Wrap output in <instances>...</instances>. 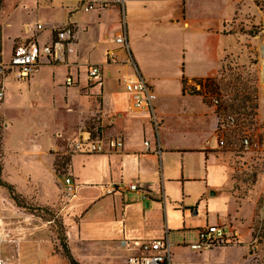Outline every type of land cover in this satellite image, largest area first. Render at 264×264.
<instances>
[{"label": "crops", "instance_id": "crops-1", "mask_svg": "<svg viewBox=\"0 0 264 264\" xmlns=\"http://www.w3.org/2000/svg\"><path fill=\"white\" fill-rule=\"evenodd\" d=\"M75 2V7L68 9L67 23L52 25L49 30L40 16L36 21L31 20L32 13H26L22 19L21 30L8 32L6 27L2 29L3 39L13 38L18 43L37 39L40 45L53 44L57 29L67 26L74 29L72 53L56 50L55 59L42 58L37 73L27 81L18 82L19 87L24 86L28 91L31 87L36 89L44 83L42 67L65 68L64 80L58 78L57 81L54 69H50L53 72L51 83L60 85L63 90L64 117L71 121L68 127L58 121L43 126V130L55 138L57 146L45 150L53 159L49 168L31 167L27 177L29 187L34 191L23 196L39 208L58 213L65 227L67 246L79 264H129L128 258L138 253L144 241L165 238L172 246L171 264H198L191 258L203 254L192 250L191 245L198 242L201 229L214 225L225 227L221 220L227 212L229 200L220 198L218 191L223 186L220 187L214 178V168L223 166L226 170L216 153L221 149L217 137L219 121L206 119L207 107L201 97L184 92V82L189 88L198 90L196 80L214 78L219 74L225 53V39L221 32L225 21L233 19L235 13L225 15L222 10L218 13L217 7L210 6L209 9L207 2L192 18L189 0L127 1L125 21L130 56L157 95L156 111L160 120L157 132L147 114L130 111V99L122 82L123 77L132 71L128 65L130 58L115 43L122 28L120 9L94 10L98 11V26L104 23V14L116 12L118 19L112 25L110 42L100 44L93 38L90 46L88 41L92 31L88 24L76 19L80 11H85L81 2ZM228 4L233 8V0ZM158 11H162L164 17L159 31L143 29V17ZM37 24L43 26L42 30H36ZM154 36L158 37L157 43H154ZM174 41L179 45L173 44ZM156 45L164 52H157ZM109 52L114 54L115 62L108 60ZM177 53L179 55L174 58ZM89 65L101 67V84L88 80ZM67 77L73 79V85L66 84ZM174 83L181 100L198 101L200 111L183 108L181 113L168 112L167 100ZM169 117H178L184 123L185 128L177 136L166 122ZM9 126L14 127L10 122ZM118 136L124 138L122 150L111 152L106 148L104 153L96 154L73 151L77 142L105 143ZM147 141L150 150L145 147ZM157 150L159 154L154 152ZM67 153L66 169L57 173V157ZM193 160L198 163L193 164ZM58 178H64V182ZM66 179H70V185L66 184ZM132 183L146 187L149 194L146 200L140 193L127 189ZM41 184L50 191L44 198L39 196ZM9 185L16 188V185ZM69 186L72 193L68 197ZM112 189L115 192L108 194ZM201 215L206 222L211 215L218 223L205 224ZM174 236L176 239L172 242ZM58 256L66 258L61 254Z\"/></svg>", "mask_w": 264, "mask_h": 264}, {"label": "rangeland", "instance_id": "rangeland-1", "mask_svg": "<svg viewBox=\"0 0 264 264\" xmlns=\"http://www.w3.org/2000/svg\"><path fill=\"white\" fill-rule=\"evenodd\" d=\"M189 2L192 18L197 16L198 9L207 2L209 9L210 6H216L218 13L220 10L224 11L225 15L227 12L235 13L233 19L225 21L221 32L225 39V53L219 74L215 76L224 79L221 88L217 90L209 87L207 83L203 90L195 82L198 86L196 90L186 85L187 94L201 97L207 107L206 119H218V125L222 119L228 117L235 119V123L226 125L224 131L226 147L216 150L217 157L221 158L226 170L223 166L214 168L216 171L214 178L217 179L220 187L223 186L222 190L218 191L221 194L220 198L229 200L221 224L228 229L230 242L212 251H203V256L191 259L198 264H264V0H233V8L228 4L229 0H189ZM75 5V0H0V24L2 29L6 27L8 32L21 30L22 19L26 13H32L30 19L36 21L40 16L49 30L52 25L67 23L68 9ZM150 8L157 9L151 6ZM97 12L80 11L76 16L80 23L90 26L92 31L88 41L90 46L93 38L100 44L110 42L112 25L117 23L118 19L116 12L104 14L102 15L104 23L98 26ZM163 19L162 11L148 14L142 19L145 26L143 29L157 32ZM157 38V36L153 37L154 43L159 41ZM174 42L173 44L179 45L178 41ZM2 45L3 39L1 51ZM155 50L164 52L159 45H156ZM5 53L7 60L10 53L9 44ZM177 55L179 53L174 54V58H177ZM42 68L45 74L44 83L39 88H29V91L24 86L19 87L20 84L12 78L5 80L0 77V86L3 85L6 89V99L0 102L1 264H70L66 258L58 256L63 255L61 243L66 240L61 217L55 211L39 208L24 198L26 194H32L34 191L29 187L27 177L31 167L40 165L49 168L53 159L45 153V150L57 146L55 138L50 136V133H46L43 126L53 125L55 121L64 127L71 125L70 119L64 117L66 112L62 100L64 92L60 85L51 83L53 72L50 69L56 67ZM57 69H54L55 80L57 81L58 78L64 80L65 68ZM176 86L174 83L170 90L171 97L167 100L168 112L181 113L183 108L188 111H200L201 105L198 101L181 100ZM21 88L22 91L19 92ZM21 94L23 96H20ZM205 94L217 97L221 104L223 103V107L231 104L235 97L237 103L244 101L246 95L250 101L246 104L248 108L240 113L225 111V107L224 109L219 105L214 107L205 98ZM255 105L257 109L253 110L252 107ZM9 122L14 127H8ZM166 122L176 136L185 128L182 119L178 117H169ZM244 137H249L256 146L249 150L240 147V141ZM67 150L70 151V147H67ZM68 159V153L57 157V173L64 172ZM196 163L197 160H193V164ZM58 180L64 182V178ZM9 183L16 185L14 192L21 197L19 203L9 192L7 188ZM46 192H50L49 189L41 184L39 196L44 198ZM200 218L202 221L205 220V224L218 223L211 215L207 222L203 215ZM175 239V236L172 237V242H175Z\"/></svg>", "mask_w": 264, "mask_h": 264}, {"label": "built area", "instance_id": "built-area-1", "mask_svg": "<svg viewBox=\"0 0 264 264\" xmlns=\"http://www.w3.org/2000/svg\"><path fill=\"white\" fill-rule=\"evenodd\" d=\"M83 5L85 12L94 10L108 9L110 7H118L122 13V28L115 38V43L119 45L129 56L128 65L132 71L126 74L123 79V85L130 99V111L132 113H145L151 120L154 129L158 132L160 120L156 111L157 95L151 90L146 79L135 66L131 56L128 42V32L125 21V7L128 0H77ZM41 24L36 25V30H42ZM9 44V57L5 59V49ZM61 49L67 53L74 50V29L71 26L63 27L55 31V42L51 45H40L37 39H32L27 43H17L13 38L3 39L2 45V62L0 63V77L3 79L12 78L16 82H24L31 79L39 70L42 58H56V50ZM108 60L115 62L116 58L112 52L108 53ZM87 77L89 81H95L99 84L102 82L101 67L99 65H89L87 68ZM73 79L67 77L66 84L73 85ZM5 88L0 86V102L4 100ZM205 98L209 100L214 107H218L219 99L210 94H205ZM229 124H234L232 117L225 119ZM226 122L221 121V126L217 131L218 145L220 148L226 147L224 130ZM249 137H244L240 141V147L249 150L255 147ZM145 147L150 150V143L145 142ZM116 152L124 148V138L121 136L102 142H77L73 145V151L86 154L104 153L107 149ZM159 154V150L154 151ZM70 179H66V184L70 185ZM127 189L131 192L140 193L143 200L148 198L146 187L139 183L128 185ZM115 189L109 190L107 193L112 194ZM72 193L69 186L67 196ZM230 233L225 227L220 225L208 226L200 230L199 240L191 245V249L197 252L211 251L214 248L222 247L227 244ZM171 244L168 238L160 240L144 241L140 245L138 253L128 258L129 264H171L172 253ZM1 264V263H0Z\"/></svg>", "mask_w": 264, "mask_h": 264}, {"label": "trees", "instance_id": "trees-1", "mask_svg": "<svg viewBox=\"0 0 264 264\" xmlns=\"http://www.w3.org/2000/svg\"><path fill=\"white\" fill-rule=\"evenodd\" d=\"M2 39H3V37H2V26H1V24H0V63L2 62V57H1V53H2V51H1V42H2ZM223 81H224V79L221 77V78H219V77H215V78H208V79H206V80H202V79H200V80H196V82L203 88V90L206 88V85H207V83H209V87H214L215 89H217V90H219L220 88H221V86L223 85ZM187 90H186V82H184V92H186ZM238 93V92H237ZM250 101V98L246 95V97H245V100L244 101H242V102H240V103H237V98L235 97L234 99H233V101H232V103L231 104H226L224 107H225V111L226 110H230V111H233V112H238V113H240V112H242L243 110H245L246 108H248L247 107V102H249ZM219 107H223V103L221 104V102L219 101ZM224 107H223V109H224ZM252 109L253 110H256L257 109V105H255L254 107H252ZM233 118V117H232ZM234 119V118H233ZM235 120V119H234ZM222 121L223 122H226V125L227 126H229V125H231V124H229L228 123V121H226L225 119H222ZM225 124V123H224ZM220 126H221V122L219 123V128H220ZM1 143H2V138H1V136H0V151H1ZM7 188H8V190H9V192L10 193H12V195H13V199L17 202V203H19L18 201L21 199V197H20V195H16V193L14 192V187L13 186H11V185H8L7 186ZM253 236H254V234H253ZM62 248H63V255L68 259V261H69V263L70 264H79L73 257H72V255H71V253H70V250H69V248H68V246H67V242H66V240L64 241H62ZM223 246H226V245H223ZM222 246V247H223Z\"/></svg>", "mask_w": 264, "mask_h": 264}, {"label": "bare ground", "instance_id": "bare-ground-1", "mask_svg": "<svg viewBox=\"0 0 264 264\" xmlns=\"http://www.w3.org/2000/svg\"><path fill=\"white\" fill-rule=\"evenodd\" d=\"M263 82H264V72H263Z\"/></svg>", "mask_w": 264, "mask_h": 264}]
</instances>
